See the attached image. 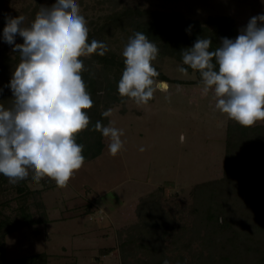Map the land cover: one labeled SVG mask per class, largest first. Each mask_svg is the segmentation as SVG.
Wrapping results in <instances>:
<instances>
[{
	"label": "trees",
	"instance_id": "1",
	"mask_svg": "<svg viewBox=\"0 0 264 264\" xmlns=\"http://www.w3.org/2000/svg\"><path fill=\"white\" fill-rule=\"evenodd\" d=\"M3 2L0 0V33L6 17L24 15L26 23L35 18L37 8L31 13L25 9L23 13L16 10L9 13ZM98 3L103 12L86 19L88 42H104L109 51L104 56L81 57L85 66L82 79L93 100V106L85 110L90 118L88 128L76 137V142L83 145L85 161L99 155L103 148L102 134L94 127L96 122L106 126L109 120L103 113L131 99L119 95L118 81L124 68L122 50L135 32L144 33L156 44L158 58L171 57L179 67L193 72L196 81H202L201 75L183 64L182 51L198 38L208 37L212 40L209 50L214 51L220 46L221 38L235 39L238 35L236 22L230 16L185 19L178 12L132 6L122 0ZM118 37L125 44L118 45ZM15 42L23 43V38L17 35ZM19 59V53L4 41L0 47V104L6 108L12 103L9 83ZM152 66L159 73L154 78L157 83L196 82L170 79L154 61ZM152 100L153 97L148 102ZM121 112H125L124 106ZM32 175L30 171L27 179L12 184L0 174V264H48L44 252L12 260L5 254L8 234L49 221L41 192L57 185L47 177L36 183ZM38 184L40 188L31 187ZM166 185L169 184L163 182L139 196L134 207L136 220L116 229L115 247L120 264H165V261L167 264H264V122L245 127L227 117L221 175L194 184L186 206L162 205L161 191ZM113 249L105 247L100 252L107 255Z\"/></svg>",
	"mask_w": 264,
	"mask_h": 264
},
{
	"label": "rangeland",
	"instance_id": "2",
	"mask_svg": "<svg viewBox=\"0 0 264 264\" xmlns=\"http://www.w3.org/2000/svg\"><path fill=\"white\" fill-rule=\"evenodd\" d=\"M99 1L77 0L85 19L103 12ZM122 1L178 12L185 19L230 16L236 22L238 35L251 17L264 14V0ZM53 3L55 0H4L3 6L9 13H23L24 9L31 13L37 8L36 15L41 6L50 7ZM4 41L0 33V47ZM117 44L125 43L118 37ZM154 62L170 79L196 81L193 72L180 73L178 63L171 57H156ZM202 87V81H155L151 102L138 105L128 99L123 105L110 107L106 126L123 130V147L117 155H110L109 138L102 136L99 155L85 161L66 187L43 190L41 199L49 221L8 234L6 258L44 252L48 264H120L115 231L136 220L134 207L139 196L167 182L169 185L161 191L164 207L190 203L189 191L194 184L221 175L228 117L216 109L212 91L201 94ZM122 106L125 112H121ZM105 247L114 249L102 255L100 251Z\"/></svg>",
	"mask_w": 264,
	"mask_h": 264
},
{
	"label": "clouds",
	"instance_id": "3",
	"mask_svg": "<svg viewBox=\"0 0 264 264\" xmlns=\"http://www.w3.org/2000/svg\"><path fill=\"white\" fill-rule=\"evenodd\" d=\"M88 33L77 0L41 6L30 23L24 15L6 17L3 38L20 57L9 83L11 106L0 104V174L10 183L27 179L31 171L34 182L47 177L63 188L84 165L83 145L76 137L88 128L85 110L93 100L82 79L81 57L109 51L104 42L89 43ZM17 35L23 43L15 42ZM211 44L210 37L198 38L182 51L183 64L201 75V94L212 91L216 109L242 126L264 120V14L251 17L235 39L221 38L214 51L209 50ZM158 52L144 33L129 37L122 50L121 97L138 105L152 99L154 78L159 75L152 61ZM187 70L178 68L182 74ZM94 127L109 138V154L117 155L123 147V130L100 121Z\"/></svg>",
	"mask_w": 264,
	"mask_h": 264
}]
</instances>
